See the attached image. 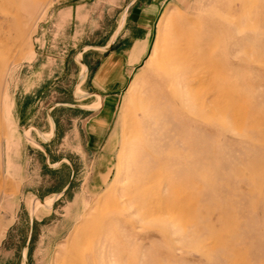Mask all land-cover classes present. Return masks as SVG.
I'll return each instance as SVG.
<instances>
[{
    "label": "rangeland",
    "instance_id": "obj_1",
    "mask_svg": "<svg viewBox=\"0 0 264 264\" xmlns=\"http://www.w3.org/2000/svg\"><path fill=\"white\" fill-rule=\"evenodd\" d=\"M128 2L0 0V264H264V0Z\"/></svg>",
    "mask_w": 264,
    "mask_h": 264
},
{
    "label": "crops",
    "instance_id": "obj_2",
    "mask_svg": "<svg viewBox=\"0 0 264 264\" xmlns=\"http://www.w3.org/2000/svg\"><path fill=\"white\" fill-rule=\"evenodd\" d=\"M70 1L71 0H63V2H70ZM158 6H159V3H150V0H130V2H128L126 4V6L123 10V15L125 17V16L131 14L130 11H133L132 13H134V11H136L135 14H138V15H145V14L149 13L150 9L159 8ZM124 22H125V19H123V23ZM148 38H149V35H147L146 37L137 38L134 40V43L132 44L131 48L127 52L128 54L126 53V55H123V58L125 59L124 65L129 64V59L131 58V55H133L132 49H134L138 45L143 46L147 42ZM112 44H113V41L110 42V45H112ZM107 62L108 61L103 62V64L101 65V67L99 69V73H100L101 77L103 75H105L104 79L108 81V82H105V88L109 91L110 94H114L122 86L121 84L124 81V79L126 78V76H125V73L123 72V69H120L118 67L116 69H112L109 71L105 70ZM94 96H97L98 98L101 97L100 92H96L94 94ZM101 99L104 102V99L102 97H101ZM99 100H100V98H99ZM85 110L97 111L96 113L101 114L102 111L104 110V106L101 107V110L99 108L93 109L92 107L91 108L87 107V108H85ZM103 119H105V118H102V120ZM99 124H100V122L98 123V125ZM102 124H103V121L100 124L101 127L103 126ZM93 133L95 134L96 132L92 131V134ZM93 136H95V135H93Z\"/></svg>",
    "mask_w": 264,
    "mask_h": 264
},
{
    "label": "bare ground",
    "instance_id": "obj_3",
    "mask_svg": "<svg viewBox=\"0 0 264 264\" xmlns=\"http://www.w3.org/2000/svg\"><path fill=\"white\" fill-rule=\"evenodd\" d=\"M171 61H169L168 63H167V65H165V67L163 68V71H164V75H163V77H168V76H170L171 75V71H173V69H174V66H175V64H176V61H175V59H170ZM139 149V148H138ZM187 149V148H186ZM142 150V149H141ZM144 151V150H143ZM147 155V154H146ZM148 156V155H147Z\"/></svg>",
    "mask_w": 264,
    "mask_h": 264
}]
</instances>
